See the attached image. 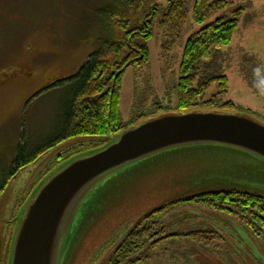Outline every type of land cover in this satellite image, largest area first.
I'll return each mask as SVG.
<instances>
[{
  "label": "rangeland",
  "instance_id": "374dc122",
  "mask_svg": "<svg viewBox=\"0 0 264 264\" xmlns=\"http://www.w3.org/2000/svg\"><path fill=\"white\" fill-rule=\"evenodd\" d=\"M195 1L185 0L188 15L177 33L162 25L169 0L144 1V9L153 16L150 63L130 67L123 76L125 126L155 117L159 111L178 110L176 87L185 47L203 28L194 21ZM107 2L0 0V183L23 137L38 145L56 133L66 92L64 81L80 71L100 40L113 39L100 13ZM228 2L232 3L230 10L241 8L243 14L233 42L222 50L229 79L223 101L236 105V109H225L249 112L264 120V91H255L248 83L249 76L264 75V0ZM217 92L218 87H212L204 99ZM110 143L103 137L64 141L9 181L0 194V264H10L20 212L43 180L72 157L91 154ZM211 192L264 196V160L238 148L208 143L167 149L121 168L80 199L58 264H104L126 231L172 204L163 222L167 234L175 236L163 246H154L150 258L200 264L199 251L203 250V256L216 264L227 263L222 261L226 253L236 264L264 261V244L252 224L206 203H177ZM198 231L206 238L190 236Z\"/></svg>",
  "mask_w": 264,
  "mask_h": 264
},
{
  "label": "trees",
  "instance_id": "16d2710c",
  "mask_svg": "<svg viewBox=\"0 0 264 264\" xmlns=\"http://www.w3.org/2000/svg\"><path fill=\"white\" fill-rule=\"evenodd\" d=\"M144 1L108 0L100 10L104 29L110 32L113 39L100 40L97 49L80 71L64 81L66 92L56 133L38 145L25 137L21 139L16 158L0 183V194L18 172L62 142L76 137L108 138L142 121L135 120L125 126L122 123L121 100L126 70L150 63L149 41L153 37V16L144 9ZM231 6L228 0L195 1L194 21L203 28L189 38L185 47L176 87V111L236 109L234 102L223 101L229 92V79L222 64V50L233 42L243 14V9L234 11L230 10ZM187 15L185 0H169L168 12L162 25L170 32L177 33L186 22ZM216 16L217 19L208 24ZM248 75L251 74H245ZM248 83L255 91H264V75H251ZM214 86L218 87V92L206 101V93ZM188 201L206 203L215 209L235 214L252 224L257 230L256 234H264V196L249 192H211L177 203ZM169 207L147 215L138 226L149 225L150 232L156 228L164 230V215ZM190 236H194V239L206 238V234L201 231L191 233ZM147 241L144 235L136 233L135 238L124 239L109 257L137 264L136 260L148 256L149 252L143 249L148 246Z\"/></svg>",
  "mask_w": 264,
  "mask_h": 264
},
{
  "label": "water",
  "instance_id": "95a60500",
  "mask_svg": "<svg viewBox=\"0 0 264 264\" xmlns=\"http://www.w3.org/2000/svg\"><path fill=\"white\" fill-rule=\"evenodd\" d=\"M108 138L111 143L105 148L72 157L35 189L20 212L10 264H58L80 199L98 182L136 161L167 149L208 143L264 160V120L243 111L165 112Z\"/></svg>",
  "mask_w": 264,
  "mask_h": 264
},
{
  "label": "flooded vegetation",
  "instance_id": "af4514ba",
  "mask_svg": "<svg viewBox=\"0 0 264 264\" xmlns=\"http://www.w3.org/2000/svg\"><path fill=\"white\" fill-rule=\"evenodd\" d=\"M29 76H27V77H29ZM166 230H167V228L165 225L164 230H159L156 228V230H153V231L151 230V232H150V226L149 225L144 224V225L138 226V224H137V225L131 227L128 231H126L118 239L115 246L113 247V250L124 239H129V238L133 239V238H135L136 233H141V235L142 236L144 235V238L148 240L147 241L148 246L147 247L145 246L143 249L146 250L147 252H150V254H151L152 250L154 249L153 248L154 246H157V245H158V247L163 246V243L166 239H168L169 237L175 236V235L167 234ZM256 237L264 244V234L262 232L259 234L257 233ZM209 239H211V240L213 239V233L209 234ZM192 241L194 242V240H192ZM112 251H110V252L112 253ZM202 251L203 250L199 251L200 255L203 257L199 261L200 264H216V263L210 261V260H212V259H210V257L207 258V257L203 256L204 252H202ZM111 253H110V255H112ZM221 253L223 254L224 252H221ZM226 255H228V254L226 253ZM226 255L225 254L222 255V261H226L227 262L226 264H236V262H230L228 260V258L226 257ZM127 260H131V259H127ZM136 261L135 262L137 264H178L176 262L177 261L176 258L153 259V258H150L149 253H148V256L146 258H139ZM232 261H234V260L232 259ZM104 264H128V263L126 262V260H120V259H115V258L113 259V256L112 257L108 256V258ZM192 264H198V261H196ZM257 264H264V261L262 259H259L257 261Z\"/></svg>",
  "mask_w": 264,
  "mask_h": 264
}]
</instances>
